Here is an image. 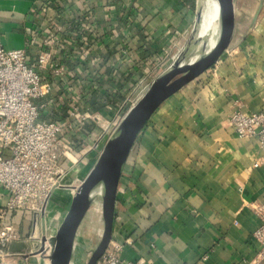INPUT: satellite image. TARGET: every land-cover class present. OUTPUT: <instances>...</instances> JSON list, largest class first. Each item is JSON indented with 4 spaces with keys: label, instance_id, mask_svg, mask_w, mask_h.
Here are the masks:
<instances>
[{
    "label": "crops",
    "instance_id": "1",
    "mask_svg": "<svg viewBox=\"0 0 264 264\" xmlns=\"http://www.w3.org/2000/svg\"><path fill=\"white\" fill-rule=\"evenodd\" d=\"M56 1L61 4L57 22L67 24L90 19L103 0ZM107 1L118 24L109 34L110 42L102 45V60L88 76L98 87L80 104L86 114L103 109L104 120L126 103L131 91L141 89V95L163 71L164 65L159 70L152 67L174 42L205 17L211 18L207 29L213 32L218 22L214 3L208 7L206 0H145L141 21L126 10L123 0ZM237 1L228 48L157 107L122 167L111 242L120 245L123 259L145 264H264L257 260L253 237L260 223L254 206L264 202V162L254 166L262 152L255 139L238 137L229 122L234 110H264V0H258L255 9L254 0H239V6ZM42 3L0 0V41L5 48H27L30 62L36 60L40 44L36 38L26 45L31 40L27 29L41 19ZM95 27L101 32L102 22L95 21ZM196 40L199 37L184 39L181 50ZM123 43L144 60L141 67L119 69ZM69 66L74 72L78 69L75 63ZM100 67L102 74L95 76ZM54 82L52 96L61 90V83ZM57 110L64 113L65 106L59 104ZM87 127L77 133L88 144L96 132L91 125L87 133ZM61 194L49 207L54 213L68 207L69 193Z\"/></svg>",
    "mask_w": 264,
    "mask_h": 264
},
{
    "label": "built area",
    "instance_id": "2",
    "mask_svg": "<svg viewBox=\"0 0 264 264\" xmlns=\"http://www.w3.org/2000/svg\"><path fill=\"white\" fill-rule=\"evenodd\" d=\"M42 1L41 19L34 28L27 29L31 40L26 45L34 44L36 38L40 44L34 62L28 60L27 48H5L0 41V264H39L36 256L41 250L34 249L31 240L38 232L37 224L45 220L52 195L65 189L71 197L84 177H73L71 185H64L65 178L79 173L80 165L90 158L87 152H96L97 159L106 140L135 103L127 96L112 120L107 119L102 130L94 129L96 135L86 148L79 153L73 151L71 137L81 142L85 137L77 132L104 116L103 109L83 113L80 104L98 87L88 76L102 60V45L110 42L109 34L115 32L118 22L107 0L96 2L90 19H73L67 24L56 19L61 4L56 0ZM144 1L122 2L135 20L141 21ZM97 20L102 22L101 32L95 27ZM126 43L118 57L119 69L141 67L144 60ZM69 63H75L78 69L74 72ZM96 69L95 76L102 74V67ZM53 80L61 83L55 96ZM59 104L65 106L64 113L58 112ZM229 122L238 137L257 141L262 155L254 166L264 162V110H234ZM67 127L74 131L71 137L62 134ZM254 211L260 221L253 232L258 243L257 260L264 261V202L255 205ZM17 241L23 242L26 250H11V244ZM119 249L120 245L110 239L95 264H145L141 259L121 258Z\"/></svg>",
    "mask_w": 264,
    "mask_h": 264
},
{
    "label": "water",
    "instance_id": "3",
    "mask_svg": "<svg viewBox=\"0 0 264 264\" xmlns=\"http://www.w3.org/2000/svg\"><path fill=\"white\" fill-rule=\"evenodd\" d=\"M217 5V35L211 48L193 60L180 57L156 75L146 90L125 113L83 180L71 194L66 212L50 237L49 264H68L77 230L92 203L99 198L103 229L85 264H95L112 236L115 196L122 167L131 147L152 113L175 92L214 64L228 48L235 24L234 0H214Z\"/></svg>",
    "mask_w": 264,
    "mask_h": 264
},
{
    "label": "rangeland",
    "instance_id": "4",
    "mask_svg": "<svg viewBox=\"0 0 264 264\" xmlns=\"http://www.w3.org/2000/svg\"><path fill=\"white\" fill-rule=\"evenodd\" d=\"M257 2L258 0H254L253 2L254 9L257 7ZM237 3H238L237 6L241 4V2L239 3V0L237 1ZM202 5H205V1H202ZM201 24H202V20L198 22V25L193 27L192 31L190 32L187 31L183 39H181L180 37V42L178 41V43H175L174 47L170 46V48L166 50V53L163 55V57L157 60L156 63H154L152 68L159 70V68H161V65H164L163 67L164 69L162 70H165V68H167L172 63V61L178 57H180L183 62H187V61L192 60L193 58L195 59L196 57H198V55L202 52V47H204V49L206 50L211 44V42H214L216 40L217 30L213 32L206 28L205 30L201 31ZM197 37H199V40H196L194 43H191L186 48H183V50H181V41L187 38L189 42L190 40L192 41ZM147 82L148 81L145 80L141 86L144 88ZM145 88H147V86ZM140 91L141 89H139L137 93L135 92L133 93L131 91L130 93L131 95H129V99H131V101L133 102L136 101L140 97L139 95ZM113 115H116L115 112L111 115L112 117L110 120H112ZM118 116L116 117V119L119 118ZM108 121L100 118L96 123L90 122L89 125H87L88 129L86 130V132L88 133L91 130V125H93L92 129H95L96 127H98L97 129L102 130V127H104V125ZM71 133H72V129H70L69 127L64 128L62 131V134L67 137L68 136L71 137ZM91 139L92 137H90V141ZM70 141L72 142L71 144L73 147V151H75V153H79V151H82L83 149L86 148V145H87L86 142L83 143V142H80L79 140H73L72 137ZM90 152L86 153L88 154L90 158L86 157L85 163L84 164L82 163V165H80L79 173H73L71 177L65 178L64 185H71L73 177L79 176L82 179L86 175V173L93 166L96 160V152H93L94 154H91ZM64 191L69 193L68 190L64 189L63 191L56 192L54 195H52V198L54 199L56 196L60 195L61 193H64ZM68 202H70L69 194H68V197H66V204H68ZM51 203H52V200L48 204L49 207ZM66 209H64V211L63 210L61 211L59 217L57 218L54 217L53 219L52 218L50 219V217L51 215L55 214L56 211L54 213V211L50 210L49 208L45 210V220L37 224V226L39 227L38 232L35 238L31 240V244L34 249L42 250L45 240L49 238L50 234L55 229H57L59 223L61 222L65 214L64 212ZM102 229H103V221H102V215H101V202H100V199L97 198L92 203L90 208L88 209L84 219L82 220L77 230L75 240H74L72 255H71V260L73 261V264H85L87 262L91 251L95 248V246L97 245L100 239ZM10 248L13 251L21 252L26 249V245L21 241H17V242L12 243ZM39 256L40 255L36 256L37 260H39L40 258ZM47 262L49 263V260L47 259V257L43 256L41 258V264H44V263L47 264Z\"/></svg>",
    "mask_w": 264,
    "mask_h": 264
},
{
    "label": "bare ground",
    "instance_id": "5",
    "mask_svg": "<svg viewBox=\"0 0 264 264\" xmlns=\"http://www.w3.org/2000/svg\"><path fill=\"white\" fill-rule=\"evenodd\" d=\"M211 3H214V10H213V14L215 15V14H217V5H216V3H215V1L213 0V2H211V0H206V4H208V7H209V5L211 4ZM212 20H211V18H207V17H205L203 20H202V24H201V31H203V30H205L207 27H209V25H210V22H211ZM216 28V27H215ZM200 37V36H199ZM205 37V36H204ZM215 42V41H214ZM214 42H211V44L209 45V47L206 49V50H208L209 48H211L212 46H213V44H214ZM209 44V43H208ZM201 47V46H200ZM192 51V50H191ZM194 59V58H193ZM192 59V60H193ZM76 189V188H75ZM61 220V219H60ZM56 226H57V224H56ZM55 231H56V229L50 234V236H49V238L48 239H46L45 240V242H44V245H43V248H42V250H41V253H40V258H39V263L41 264V258L43 257V256H45V257H47L49 254V252L47 251L46 252V249L48 248V246L50 245V242H49V239H50V237H52L53 235H54V233H55ZM45 261H47V260H45ZM44 261V262H45ZM44 264H46V263H44ZM47 264H49L48 262H47ZM68 264H73V261L70 259L69 260V262H68Z\"/></svg>",
    "mask_w": 264,
    "mask_h": 264
},
{
    "label": "trees",
    "instance_id": "6",
    "mask_svg": "<svg viewBox=\"0 0 264 264\" xmlns=\"http://www.w3.org/2000/svg\"><path fill=\"white\" fill-rule=\"evenodd\" d=\"M68 204H69V202H68Z\"/></svg>",
    "mask_w": 264,
    "mask_h": 264
}]
</instances>
